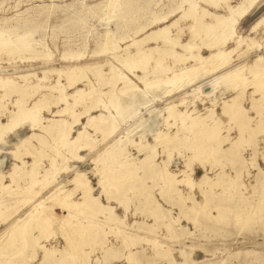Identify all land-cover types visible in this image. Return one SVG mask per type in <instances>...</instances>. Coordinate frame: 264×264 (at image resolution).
<instances>
[{
	"label": "rangeland",
	"instance_id": "1",
	"mask_svg": "<svg viewBox=\"0 0 264 264\" xmlns=\"http://www.w3.org/2000/svg\"><path fill=\"white\" fill-rule=\"evenodd\" d=\"M68 234L87 264H264V0H0V264H74Z\"/></svg>",
	"mask_w": 264,
	"mask_h": 264
},
{
	"label": "bare ground",
	"instance_id": "2",
	"mask_svg": "<svg viewBox=\"0 0 264 264\" xmlns=\"http://www.w3.org/2000/svg\"><path fill=\"white\" fill-rule=\"evenodd\" d=\"M223 21H230L228 19H223ZM191 49V48H190ZM134 59L133 60H129V59H126L125 62L127 64V67L129 69L133 68L135 65L134 63ZM126 66V65H125ZM258 78V77H257ZM65 128V127H64ZM65 132V131H64ZM63 132V133H64ZM68 140H67V137H64L61 139V145L66 143ZM76 142L77 140H75L72 144V148H75L76 147ZM26 145V144H25ZM141 145V144H139ZM23 146V145H22ZM60 146V145H59ZM145 146V145H144ZM53 164V163H52ZM73 183H74V186L76 188H85V192L89 193V188H88V184H89V181L87 179H84L83 177H81L80 174L76 173L75 176L73 177L72 179ZM49 185V184H48ZM36 202V201H35ZM35 204V205H34ZM33 209L30 211L31 213H28L26 215V217H24V221H22V223L20 225H17V227L13 230L15 231L14 233L18 236L21 237V242L19 243V247L23 250V248L25 246H27V238H26V234L25 232L27 233L26 229L28 227V224L29 222L31 221V219L33 220H38V218L42 217L47 219V217H45L43 214V211L42 210V206L41 205H36V203H33ZM115 218V217H114ZM22 220V219H21ZM49 220V219H48ZM20 221V220H19ZM59 222V221H58ZM45 223V221H44ZM12 225V223H11ZM78 226V225H77ZM65 228V227H64ZM61 229V228H60ZM84 231V230H83ZM75 233V237L77 240H79L82 236H83V232L82 230H80V228L78 227L76 229V231H74ZM11 235V234H10ZM69 235V234H68ZM63 235L65 239V247L63 248V250L61 251L62 252V255H63V258H65V260H70L71 262L73 261L74 264H87V258L85 257V259H82L81 257H78V251H77V244L76 242H74V240H72V238L70 237V235ZM82 239V238H81ZM130 245V244H129ZM128 245V246H129ZM25 250V249H24ZM24 253V252H23ZM132 253V252H131ZM9 256V254H8ZM129 256V255H128ZM22 258V257H21ZM30 259V258H29ZM132 260V259H131ZM129 261V260H128ZM134 261V260H133ZM66 262V261H65ZM26 263V260H23L20 264H25ZM3 264H6V262H3ZM8 264V263H7ZM61 264V263H60Z\"/></svg>",
	"mask_w": 264,
	"mask_h": 264
}]
</instances>
